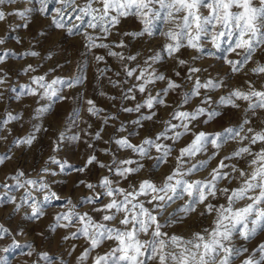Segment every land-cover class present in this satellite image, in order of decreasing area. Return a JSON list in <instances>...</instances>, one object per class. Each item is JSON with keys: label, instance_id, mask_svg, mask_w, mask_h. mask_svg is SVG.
<instances>
[{"label": "snow or ice", "instance_id": "6c2138e0", "mask_svg": "<svg viewBox=\"0 0 264 264\" xmlns=\"http://www.w3.org/2000/svg\"><path fill=\"white\" fill-rule=\"evenodd\" d=\"M56 2L60 7L55 10L56 14L51 20L55 28L64 30L68 35L82 36V46L88 52L92 53L97 48L106 49L107 56L115 57L121 62L124 81L109 78V83L113 87H118L121 83H127L128 78L135 81L121 92V98L135 99V95H129L135 91L146 94L143 103H137L134 108L123 109L124 112L141 113L142 109L147 108L148 115L141 114L133 121L141 127V121L152 120L156 115L151 111L155 106H170L163 97L182 87L180 83L157 72L153 67L165 55L175 59L177 67H183L188 61L177 56L181 49L203 52L205 43H210L217 51L234 53L239 57L235 60L228 59L227 55L224 57L230 71L238 73L252 61L258 49L264 48V0H83V3L78 0H56ZM17 3L18 0H0V5ZM41 4L40 12L44 14L47 12L46 0H41ZM9 16L26 18V10L15 8L7 13L0 10V22H4ZM128 17L136 18L141 26L139 30L119 31L118 26L122 19ZM22 26L27 28L28 24L24 23ZM113 32L122 38L119 41L105 42ZM156 34L163 37L164 43L158 51L147 56L142 65L131 67L127 63L136 61L138 54L124 55L123 52L113 50L127 47L123 37L138 39ZM3 43L4 40L0 39V44ZM222 45L226 47L222 49ZM207 54L212 55V53ZM9 55L15 54L5 52L0 55V63H3ZM23 55L35 57L39 53L30 51ZM93 58L97 64L105 61L104 55L94 54ZM29 71H35L32 65L22 69L23 73ZM97 71L103 76L111 69L105 67L98 68ZM121 71L116 72L115 75L119 77ZM250 71L256 75L264 74V64L257 62L256 67ZM187 72L183 79L193 81L192 86L189 91L180 93V102L170 113L171 119L179 123L165 121L162 131L156 133L154 137L143 138L140 144L131 143L128 137L111 140L121 150H130L140 157L154 159L152 167L156 169L167 163V158L173 151L172 145L162 141L170 140L174 144L181 137L191 135L192 139L179 149L175 157V166L159 183L150 178H143L129 184L127 188L120 187L121 180H128L132 175L139 173L144 165L134 159L117 160L115 155L111 164H105L97 160L95 155H90L84 166L77 169L84 172L90 165L95 164L99 168H107L111 176L117 178L114 180L105 175L100 177L97 183L80 181L94 193L93 196L82 198L81 202L87 201L95 205L101 198L107 197V202L91 209L92 212L101 214L99 220L89 212H79L77 205L68 200L66 210L57 212L48 225V231L74 229L63 237L64 240L83 238L87 242V246L76 257L77 264H87L89 260L91 264H235L236 259L241 257L240 264H264V242L259 243L251 252L247 247L236 246L233 243L236 236L246 242L254 238L258 232L264 231V127L257 131L249 126L252 117L258 115L257 110H264V84L258 89L252 81H245L247 90L233 88L227 95L213 101L209 95L202 96L201 89L213 91L222 87L223 81L210 78L202 82L199 76L194 79L193 74L200 72L196 67H188ZM174 75L180 77L181 74L175 71ZM6 77L7 74L0 70V85L6 83ZM83 79V76L77 75L69 79L56 78L49 82L44 75L31 76V83L35 87L22 86L21 94L48 101L66 100L69 97L60 94L62 89L76 87L83 83ZM158 81H166V86L153 95L149 86ZM100 94L104 95V93ZM194 97L201 98L200 105L190 112L179 110ZM238 101L246 102V107L243 109L244 116L238 125L226 127L215 133L193 132L190 126L200 117H206L204 123L207 124L221 115L215 109L208 110L201 105L215 103L217 106L239 109ZM86 103L90 114L99 115L102 111L95 106L93 100L89 99ZM50 109L51 103L35 111L37 114H42ZM248 113L252 116L250 117ZM17 119L18 116L9 114L7 119L0 121V125H6ZM108 119L115 117H105V123ZM35 130L40 129L37 126ZM116 130L124 131L123 124ZM35 138V135L30 133L12 143L16 146H31ZM100 138V132H97L94 139ZM3 139L6 137L0 136V140ZM229 141H235L238 147L212 168L209 173L210 178L188 179L194 173L206 169L209 162L218 155L219 149ZM209 144L216 151L207 159L192 163L193 158L198 154L208 151ZM257 145L258 148L255 147ZM89 147L91 148L92 145L89 144ZM152 149L158 154L154 158L150 155ZM104 151L107 154L108 150ZM9 159L11 156L8 153L0 154V165ZM232 159L244 160L246 167L225 163L226 160ZM50 160L58 164L61 171L71 167L55 158L50 157ZM229 168L230 171H225ZM42 172L47 173L49 169L44 168ZM22 177L24 173L20 170H17L12 177L17 181L15 187L24 190L19 200L5 192L0 195V203L6 199L8 203L14 205L16 212L22 208H30L31 219L38 221L45 215L42 205L49 203L52 198L59 199V197L50 191L49 185L43 179L21 181ZM233 180L238 181L237 186L231 188L220 186L221 181L231 183ZM0 187L9 189L10 185L4 183ZM97 188L101 191H96ZM34 191L45 192L42 201L37 200L33 195ZM221 197L224 198L225 203L211 202ZM177 200H183L184 203L179 205L174 213L168 212L169 207ZM199 205L203 206L201 216L214 215L211 227L192 233L190 238L169 234L163 230L166 226L179 223L189 214L196 212ZM25 214L29 215L27 212ZM162 216L163 224L160 221ZM5 234L11 235L7 228H0V238ZM19 234L21 233H17ZM105 241H111V246L103 253L97 252L96 250ZM11 247H20V245L13 241ZM27 247L32 249L31 244ZM75 248L76 245H73L68 254L71 255ZM3 251H8V248ZM27 255L31 256L32 251L30 250ZM37 255L45 264H54L53 258L47 252ZM57 259L60 264H65L59 257ZM0 264L5 262L0 260Z\"/></svg>", "mask_w": 264, "mask_h": 264}, {"label": "rangeland", "instance_id": "374dc122", "mask_svg": "<svg viewBox=\"0 0 264 264\" xmlns=\"http://www.w3.org/2000/svg\"><path fill=\"white\" fill-rule=\"evenodd\" d=\"M78 2L83 3V0H78ZM46 4L47 12L44 14L40 12L41 0H18L16 5H0V10H4L6 13L15 8L26 10V18L9 16L7 20L0 22V39L4 40V43L0 44V55L5 52L15 54L9 55L3 63H0V70L7 74L6 83L0 85V121L7 119L9 114L19 117V119L12 120L6 125H0V136L6 137V139L0 140V154L8 153L11 156V159L0 165V185L4 183L10 185L9 189L0 187V195L7 192L19 200L24 190L15 187L17 181L12 177L15 176L17 170H20L24 173L21 181L24 179L37 181L43 179L49 185L50 191L59 197V199L52 198L49 203L42 205L45 215L38 221L31 219L30 208H22L16 212L14 205L8 203L6 199L0 203V228H7L11 233V235L5 234L3 238H0V260H3L5 264H45L37 255V253L42 252H47L53 258L54 264H60L57 257L62 259L65 264H77L76 257L87 246V242L83 238L64 240L63 237L74 229L48 231V225L57 212L66 210V201L68 200L77 205L79 212H89L95 219H100L101 214L94 213L91 209L107 202V197L101 198L95 205L89 204L87 201L81 202L82 198L93 196L94 193L80 181L97 183L99 178L105 175L114 180L117 178L111 176L107 168H99L95 164L90 165L84 172L78 171L77 169L84 166L90 155H95L97 160L105 164L112 163L113 155L117 160L134 159L143 164L144 167L139 173L132 175L128 180L120 181L119 186L124 188L143 178H150L159 183L170 172L171 168L175 166V157L178 155L179 149L192 139L191 135L181 137L174 144L170 140L162 141V143L172 145L173 151L167 158V163L156 169L152 167L154 159L140 157L130 150H121L111 140L128 137L131 143L140 144L143 138L154 137L156 133L162 131L165 121L179 123V121L171 119L170 113L179 104L180 93L189 91L192 86L193 81L183 79L188 74V67L200 69V72L193 74L194 79L199 76L202 82L210 78L215 81H223V86L213 91L201 89V95H209L213 101L227 95L233 88L239 87L247 90L245 81H252L258 89L261 84H264V74L256 75L250 71L256 67L257 62L264 64V48L258 49L253 55L252 61L238 73H232L229 65L224 61L225 55L228 59H238L239 57L234 53L226 54L222 50L217 51L210 43H205L203 52H196L187 48L181 49L177 56L188 61L187 65L177 67L175 59L169 58L167 55L153 65L157 72L163 73L180 83L181 89L170 92L167 97H163L170 106H155L151 111H154L156 115L152 120L141 121V127L133 121L137 120L141 114L148 115L149 110L145 108L141 110V113H136L134 111L124 112L123 109L126 107L134 108L137 103H143L146 94L135 91L129 94L135 95V99H122L121 92L125 91L135 81L128 78L127 83H121L118 87H113L109 83V78L124 81L125 77L120 67L121 62L115 57L107 56L106 49L97 48L92 53L88 52L82 46V36L68 35L64 30L55 28L51 20L56 14L55 10L60 5L56 0H46ZM24 23L28 24L27 28L22 26ZM118 27L119 31L123 32L137 31L141 26L135 17H128L122 19ZM121 38L113 32L105 42L119 41ZM123 39L127 47L113 50L123 52L124 55L138 54L136 61L127 62L131 67H135L137 64L142 65L147 56L158 51L164 43L163 37L158 34L151 37L146 35L138 39L131 37H123ZM224 47L226 45H222V49ZM30 51H36L39 55L35 57L23 55V53ZM207 53H212V55ZM94 54L104 55L105 61L97 64L93 58ZM193 57L197 58L193 59ZM28 65H32L35 71L23 73L22 69ZM105 67L110 68L111 71L101 76L97 69ZM118 71H121L119 77L115 75ZM175 71L180 72V77L174 75ZM39 75H44L49 82L52 79H69L77 75L83 76L84 79L83 83L76 87L62 89L60 94L69 97L66 100L48 101L43 98L22 95L21 87H35L32 85L30 77ZM165 86L166 81H158L154 85H150L149 88L155 95ZM100 93H104V95ZM111 97H115V99H111ZM89 99L93 100L95 106L102 110L99 115H92L87 111L86 101ZM200 100V97H194L179 110L193 111L200 105ZM49 103H51L50 111L37 114L35 111L37 108ZM238 103L240 104L239 109L230 106H217L215 103L201 105L208 110L215 109L221 115L207 124L204 123L206 117H200L190 127H192L193 132L215 133L226 127L236 126L243 118V109L246 107V102L238 101ZM257 111L258 115L252 117L249 126L258 131L264 127V110ZM248 115L252 116L251 113ZM110 116H114L115 119H108L105 123V117ZM122 124L124 131L118 132L116 129ZM37 126L39 131L35 130ZM97 132H100V139H94ZM30 133L36 137L31 146H16L12 143V141L24 138ZM73 137H79V139H72ZM106 141L109 142L105 143ZM89 144L92 145L91 148ZM207 147L208 151L198 154L197 157L193 158L192 163L207 159L216 151L210 144ZM237 147L235 141L225 143L219 149L218 155L209 162L206 169L194 173L188 179L210 178L209 173L212 168H215L223 157L229 155ZM255 147L258 148L259 145ZM105 149L108 150L107 154ZM150 155L154 158L158 154L155 149H152ZM50 157L62 163L66 162L71 167H66L61 171L60 166L52 163ZM225 163L236 164L237 167L242 168L246 167L244 160L232 159L226 160ZM44 168L49 169V172H42ZM230 170V168L225 169V171ZM237 185L238 181L236 180L231 181V183L228 181L220 182L221 187L228 186L231 188ZM96 191H101V189L97 188ZM33 195L37 197L38 201H42L45 192L34 191ZM185 199L187 198L185 197ZM211 202L221 204L225 203V200L221 197ZM183 203V200H177L169 207L168 212L174 213V210ZM202 211L203 206L199 205L196 212L189 214L179 223L166 226L163 230L169 234L190 238L192 233L200 232L212 226L214 215L201 216L200 212ZM26 212L29 215H26ZM160 221L162 224L164 223L163 216L160 217ZM17 233L21 234L17 235ZM13 241L18 242L20 247H11ZM261 242H264V231L258 232L254 238L246 242L241 240L239 236L234 237L233 240L236 246L243 245L249 249V252ZM28 244L32 245V249L27 247ZM111 244V241H105L96 251L103 253L108 250ZM73 245H76L75 251L69 255ZM5 248H8V251H3ZM30 250L32 251L31 256L27 255ZM241 258H237L235 264H240ZM87 264H91V261L89 260Z\"/></svg>", "mask_w": 264, "mask_h": 264}]
</instances>
